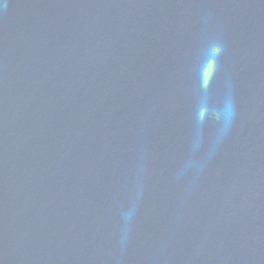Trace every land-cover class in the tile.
I'll list each match as a JSON object with an SVG mask.
<instances>
[{"label": "water", "instance_id": "95a60500", "mask_svg": "<svg viewBox=\"0 0 264 264\" xmlns=\"http://www.w3.org/2000/svg\"><path fill=\"white\" fill-rule=\"evenodd\" d=\"M0 264H264V0H0Z\"/></svg>", "mask_w": 264, "mask_h": 264}]
</instances>
